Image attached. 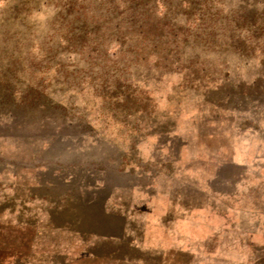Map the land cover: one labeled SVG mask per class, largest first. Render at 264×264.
<instances>
[{
	"label": "rangeland",
	"instance_id": "obj_1",
	"mask_svg": "<svg viewBox=\"0 0 264 264\" xmlns=\"http://www.w3.org/2000/svg\"><path fill=\"white\" fill-rule=\"evenodd\" d=\"M0 264H264V0H0Z\"/></svg>",
	"mask_w": 264,
	"mask_h": 264
}]
</instances>
